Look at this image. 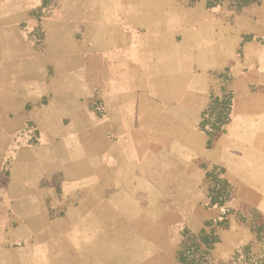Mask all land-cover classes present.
Masks as SVG:
<instances>
[{
    "label": "crops",
    "instance_id": "crops-1",
    "mask_svg": "<svg viewBox=\"0 0 264 264\" xmlns=\"http://www.w3.org/2000/svg\"><path fill=\"white\" fill-rule=\"evenodd\" d=\"M40 4L0 0V36ZM45 19L41 55L0 59V100L30 101L37 130L9 160L0 142V264H145L147 243L163 242L164 163L264 155V0H59ZM164 65L182 70L157 75ZM164 82L180 85L170 97L186 115L226 84L230 120L213 148L194 124L182 139L147 138Z\"/></svg>",
    "mask_w": 264,
    "mask_h": 264
},
{
    "label": "rangeland",
    "instance_id": "rangeland-1",
    "mask_svg": "<svg viewBox=\"0 0 264 264\" xmlns=\"http://www.w3.org/2000/svg\"><path fill=\"white\" fill-rule=\"evenodd\" d=\"M228 1L232 8L258 2ZM58 8L59 0H41L40 6L31 11V20H20L16 26H10L11 21L4 23L0 59L9 61L17 55L22 61L40 54L43 22L58 12ZM167 63L163 60V64ZM21 68L20 71L26 70ZM6 70L10 72L9 68H4V77L9 76ZM181 70L164 65L157 67L156 73L166 77ZM179 86L157 84L158 90L162 88L163 99L147 101V138H160L164 143L175 135L182 139L185 134L182 125L194 124L196 132L203 133L208 146L213 148L230 120L231 101L226 94V84H211L206 101L196 95L192 102L198 115H186V108L181 109V105L186 106V99L179 100L178 103L182 102L179 106H172L178 104V99H171V87L176 90ZM198 90L196 87V93ZM9 91L7 88L3 97L8 96ZM173 92L180 97L177 91ZM159 102L163 104L162 115H155ZM42 103L43 100H35L34 105L40 107ZM31 107L32 103L22 95L0 100V142H12L3 153L7 160L17 146L30 142L37 134L36 123L29 114ZM239 151L241 162L227 166L218 162L204 163L198 158L194 164H187L182 154L175 159L177 162L164 163L163 178L157 180L163 191V242L147 243L145 264H264V155L255 150L252 151L256 155H252L249 149ZM185 207L189 213L195 211L197 217L187 218L183 214Z\"/></svg>",
    "mask_w": 264,
    "mask_h": 264
}]
</instances>
